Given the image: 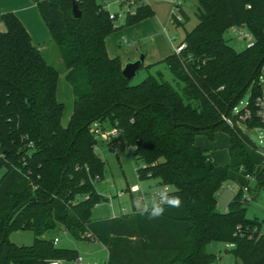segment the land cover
Instances as JSON below:
<instances>
[{
  "label": "trees",
  "instance_id": "1",
  "mask_svg": "<svg viewBox=\"0 0 264 264\" xmlns=\"http://www.w3.org/2000/svg\"><path fill=\"white\" fill-rule=\"evenodd\" d=\"M35 1L67 67L74 107L63 125L58 68L34 45L16 14L0 15L6 27L0 29V264L74 261L77 250L44 237L59 228L78 240L104 244L107 264H213L218 255L209 250L215 243H233L228 249L242 264H264L263 223L247 217V205L264 189V156L244 129L264 127L256 115L264 0H198L199 22L186 31L185 48L158 62L174 83L158 71L138 84L124 76L120 57L108 54L106 39L119 27L106 0ZM181 13L188 20L183 8ZM154 17L142 0L125 25ZM172 21L183 24L173 15ZM233 27L247 28L254 37L242 51L226 38ZM253 84L247 106L253 117L240 121L234 110ZM95 122L118 127L126 147H135L139 179L158 180L181 198V207H166L158 219L140 211L94 219L92 211L104 198L93 179H102L105 170L95 148ZM217 131L230 135V162L223 166L196 143L198 135L213 138ZM226 181L240 189L221 211L219 194ZM247 186L251 201L244 198ZM240 226L257 231L240 233ZM15 230L33 231V244L11 242Z\"/></svg>",
  "mask_w": 264,
  "mask_h": 264
},
{
  "label": "rangeland",
  "instance_id": "2",
  "mask_svg": "<svg viewBox=\"0 0 264 264\" xmlns=\"http://www.w3.org/2000/svg\"><path fill=\"white\" fill-rule=\"evenodd\" d=\"M111 1L110 9L113 12H117L120 16L115 20V25L119 27L115 32L122 30L126 27V14H124V9L121 8L119 0H108ZM175 1L177 0H151L159 10V13L165 22L163 26L155 19L149 18L154 21L158 27V33L160 40L165 41L168 45L169 50L174 51V45L178 46L183 41L186 31H190L198 24L199 20L197 17V12L199 9L198 0H178L181 7L188 15V20H183L182 25H177L170 20V16L175 9ZM163 20V19H161ZM1 30H6L4 25H0ZM241 31H249L247 28H236L233 27L229 29L226 33V38L229 43L237 51H242L251 45L254 41L252 39L244 38ZM114 32V33H115ZM158 37V38H159ZM127 39L131 42L133 47L136 43L131 41L130 37L126 35L121 41L122 48L129 49L130 47L124 44V40ZM135 43V44H134ZM158 43V42H156ZM142 47L140 54L145 55L148 50H155L157 46L155 40H142L139 44ZM155 46V47H154ZM50 48L48 50V61L50 64L58 68L60 72L59 80V94L58 99L65 104V112L62 119L63 125H67L68 120L73 109V92L69 82L66 80L67 67L62 59L58 47L51 40ZM151 50V52H152ZM153 50V51H154ZM157 52V50H156ZM146 67V66H145ZM141 68L138 71V75L131 79L132 84H138L142 82L149 75H157L158 71L163 72L164 77L170 82L174 83L173 74L166 68L163 63H158L152 68ZM264 76V65L261 69ZM67 87V89L65 88ZM254 91V84L251 85L245 93L242 95L240 100L236 105L234 113H237L244 108H246L251 100ZM107 129L111 130L112 126L107 124ZM249 137L259 146L262 151H264V127L257 126L254 128L244 127ZM230 140V135L225 131H217L213 138L205 134H200L196 137V142L209 148L210 153H215V163L225 164L229 159V149L228 144ZM117 150L114 151L112 146L107 141L98 140L96 152L98 156L105 162V170L102 179L96 181V190L103 196L104 199L97 204L93 211L92 217H108L113 214L131 213L134 210H139L137 204H150L153 199L157 198L158 192L164 188V186L158 185V180L148 179L140 180L137 175V160L135 156V147L128 146L125 150L120 147H116ZM221 162V163H220ZM225 162V163H224ZM224 187L221 189L219 194V209L224 211L230 202L235 197L236 193L239 192V185L234 181L224 182ZM230 188H233L231 190ZM126 208V210H124ZM136 208V209H135ZM247 217L248 218H258L263 223L264 231V189L259 191L257 200L251 201L247 205ZM48 239L57 238V246L64 249L77 250L78 256L84 258L83 264H106L107 263V253L97 252L95 244L88 242L86 240H78L72 236L70 232L59 228L55 231L48 232L44 235ZM34 232L31 230H15L9 234V239L11 242L18 246H30L34 242ZM215 247H210V252H217L218 258L213 264H242L239 260H236L233 254L224 253V245L221 243H215ZM63 264H73V261H65Z\"/></svg>",
  "mask_w": 264,
  "mask_h": 264
},
{
  "label": "crops",
  "instance_id": "3",
  "mask_svg": "<svg viewBox=\"0 0 264 264\" xmlns=\"http://www.w3.org/2000/svg\"><path fill=\"white\" fill-rule=\"evenodd\" d=\"M143 1L146 4H149L153 8V10L155 11V17L153 18V19H155V22L158 23V21H159L160 24H162V26H163V22H165V20H164V18L161 17L159 10L157 9V6L153 2H151V0H143ZM111 3H112L111 1L106 0V8L111 13L116 14V17L114 18V20H116L117 17L120 16V14L117 12H113L110 9ZM119 4H120V2H119ZM6 12H13L14 14H16L18 16V18L22 21V23L24 24V26L28 30L34 45H36L39 48V50H41V52L44 54V56L48 60V50L50 49L48 47L51 44V40L53 41V39H52L51 32H50L47 24L45 23L44 19L42 18V15H41L40 10L38 8L37 2L35 0H0V15H2L3 13H6ZM161 19H163V20H161ZM170 20L172 21V14L170 16ZM155 22L152 21L151 19H146V20H143L141 22L133 24L129 27H126L122 30H119V31L109 35L106 39L108 54L111 57H120V59L123 63V67H124V65L126 63L131 62V61H136L137 59H139L141 51H142V47H139L138 44L142 40H148L149 39L151 41L155 40V44L157 46L156 47L154 46L155 47V50L153 48L154 51L151 49L152 52H151V50H148V52L145 54L144 66H149V65H153L155 63H158L159 61H161L162 59H164L165 57L170 55L172 53V51L169 50V47H168V45H166L165 41L160 40L159 33H158L159 29H158ZM1 24L4 25L3 23H0V25ZM164 28L166 29V27H164ZM126 35L130 37L131 41L134 40V42L136 43V45H134L132 47L131 42L129 40L125 39L124 44L126 46L130 47L129 49L122 48L123 42L121 41V39L124 36L126 37ZM126 40L129 41V43H130L129 45L125 43ZM156 42H158V43H156ZM156 50H157V52H156ZM59 80H60V78H59ZM65 88L67 89V87H65ZM71 89H72V87H71ZM72 92H73V90H72ZM58 94H59V84H58L57 96H58ZM73 107H74V94H73ZM72 113H73V109L71 111L70 118L72 116ZM63 116H64V114H63ZM70 118H69V120H70ZM69 120H68V122H69ZM229 144H230V140H229ZM229 144H228V146H229ZM198 145H200V144H198ZM200 146L204 147L209 152L211 159H212V162L215 165L223 166V165H226L230 162V153H229V159L226 163L224 162L225 164H216L214 162L215 161V158H214L215 153H210L209 148H207L203 145H200ZM124 210H126V208ZM136 211H140V209L134 210L133 212H136ZM133 212H131V213H133ZM127 214H130V213H127ZM116 216H118V214H113L112 216H108V217H116ZM99 218H107V217H98V218H94V219H99ZM86 241L92 242L93 244H95L94 245V246H96V250L94 251L95 253H97V252L98 253L99 252L100 253L101 252L107 253V261H108L109 251H108V248L104 244H102L101 242H99L97 240H86ZM211 247H215L214 244ZM224 247H225V249H224L225 254H232L230 252V250L225 245H224ZM214 253H216L218 255L217 252L214 251ZM80 258L82 259V264H83L84 258L83 257H80Z\"/></svg>",
  "mask_w": 264,
  "mask_h": 264
},
{
  "label": "built area",
  "instance_id": "4",
  "mask_svg": "<svg viewBox=\"0 0 264 264\" xmlns=\"http://www.w3.org/2000/svg\"><path fill=\"white\" fill-rule=\"evenodd\" d=\"M142 0H119L121 8L124 9V14H129L132 13L134 14L136 12V8L139 5V3ZM181 4L178 0L177 2L175 1V9L172 13V15L174 16V18L181 22L184 20L183 14L181 13ZM111 17L115 18L116 14L111 13ZM241 34L244 38L247 39H252L253 35L250 31L247 32H243L241 31ZM126 44H130L129 41H125ZM185 48V44L181 43L178 46H174V51L177 53H180L183 49ZM261 85H262V91L261 94L258 96L257 100H256V107H257V112L256 115L257 117L261 120V122L264 124V76L261 77ZM236 109V108H235ZM239 113V119L240 121H245V120H251L252 119V113L250 111L249 108H245L243 112H237ZM225 120L228 121V123L232 124V121L230 119H228L227 117H224ZM93 131L95 133L96 136V140L98 142V140H102V141H107L111 146L112 149L114 151L117 150L116 147H119V145H114L112 143V140L116 137H118L119 135H121V131L118 127H112L111 130H108L107 127L105 128L104 125H102L100 122H95L93 124ZM95 148H97V143L95 145ZM259 152L264 156V151H262V149L259 148ZM248 179H251L253 181H255V178L251 175H247L246 176ZM98 179H100L99 176H95V178L93 179L94 182L98 181ZM224 186H222L223 188ZM230 188V186H228ZM231 190H233V188H230ZM245 195L244 198L247 201H251V196H249L248 191H249V187H245ZM238 230L240 233H249V235H252V232L257 231V228L255 227L253 230L247 228V230L244 232L243 228L240 226L238 227ZM58 242V239L55 238V243ZM227 248H233L234 244L233 243H229L226 245ZM65 261L63 260H52L50 261L49 264H63ZM73 264H82V259L80 257L76 258L73 261Z\"/></svg>",
  "mask_w": 264,
  "mask_h": 264
},
{
  "label": "clouds",
  "instance_id": "5",
  "mask_svg": "<svg viewBox=\"0 0 264 264\" xmlns=\"http://www.w3.org/2000/svg\"><path fill=\"white\" fill-rule=\"evenodd\" d=\"M170 189L164 187L161 189L157 198L148 204H137V208L140 209L141 215H147L148 219H158L165 213V208H179L182 205V200L178 195H170Z\"/></svg>",
  "mask_w": 264,
  "mask_h": 264
},
{
  "label": "water",
  "instance_id": "6",
  "mask_svg": "<svg viewBox=\"0 0 264 264\" xmlns=\"http://www.w3.org/2000/svg\"><path fill=\"white\" fill-rule=\"evenodd\" d=\"M73 13L77 18L81 17L82 15L80 9L78 8V4L76 2L73 4ZM144 60H145V55H141V57H139V59H137L136 61H131L126 63L123 67L124 76L127 77L128 79H132L136 77L138 75V71L141 69L142 65L144 64ZM112 142L114 144H118L122 150H125L126 144L124 137L122 135H119L118 137L114 138Z\"/></svg>",
  "mask_w": 264,
  "mask_h": 264
}]
</instances>
